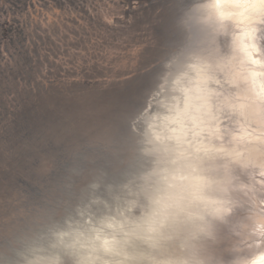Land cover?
<instances>
[{
    "label": "clouds",
    "instance_id": "clouds-1",
    "mask_svg": "<svg viewBox=\"0 0 264 264\" xmlns=\"http://www.w3.org/2000/svg\"><path fill=\"white\" fill-rule=\"evenodd\" d=\"M161 5L136 103L0 195V264H264V0Z\"/></svg>",
    "mask_w": 264,
    "mask_h": 264
},
{
    "label": "rangeland",
    "instance_id": "rangeland-1",
    "mask_svg": "<svg viewBox=\"0 0 264 264\" xmlns=\"http://www.w3.org/2000/svg\"><path fill=\"white\" fill-rule=\"evenodd\" d=\"M162 16L161 0H0V195L136 103Z\"/></svg>",
    "mask_w": 264,
    "mask_h": 264
},
{
    "label": "bare ground",
    "instance_id": "bare-ground-1",
    "mask_svg": "<svg viewBox=\"0 0 264 264\" xmlns=\"http://www.w3.org/2000/svg\"><path fill=\"white\" fill-rule=\"evenodd\" d=\"M175 179L182 181L185 178H183V177H176Z\"/></svg>",
    "mask_w": 264,
    "mask_h": 264
}]
</instances>
